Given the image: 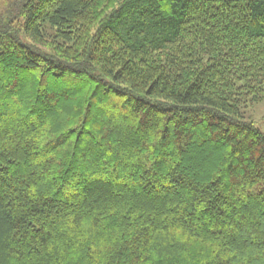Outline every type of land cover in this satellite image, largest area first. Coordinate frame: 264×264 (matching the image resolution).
I'll return each mask as SVG.
<instances>
[{"label":"trees","instance_id":"16d2710c","mask_svg":"<svg viewBox=\"0 0 264 264\" xmlns=\"http://www.w3.org/2000/svg\"><path fill=\"white\" fill-rule=\"evenodd\" d=\"M0 1V264H264V0Z\"/></svg>","mask_w":264,"mask_h":264},{"label":"rangeland","instance_id":"374dc122","mask_svg":"<svg viewBox=\"0 0 264 264\" xmlns=\"http://www.w3.org/2000/svg\"><path fill=\"white\" fill-rule=\"evenodd\" d=\"M0 1L3 3V6L1 7H5V2L10 0ZM242 113L246 120L252 121L254 125L264 133V99L257 104L248 105L245 109H243Z\"/></svg>","mask_w":264,"mask_h":264}]
</instances>
